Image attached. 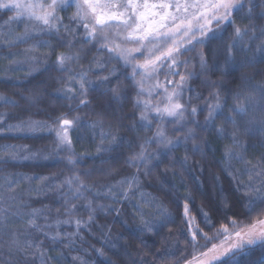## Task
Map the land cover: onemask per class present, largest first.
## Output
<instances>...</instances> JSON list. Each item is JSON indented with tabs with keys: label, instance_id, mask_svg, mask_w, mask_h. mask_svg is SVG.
<instances>
[{
	"label": "trees",
	"instance_id": "16d2710c",
	"mask_svg": "<svg viewBox=\"0 0 264 264\" xmlns=\"http://www.w3.org/2000/svg\"><path fill=\"white\" fill-rule=\"evenodd\" d=\"M254 3L251 22L241 19L248 12L246 6L239 16L234 14V25L222 24L220 28L225 30L217 31L209 44L197 45L195 50L179 57L187 61L178 69L187 82L178 102L187 111L182 121L171 123L153 119L156 115L153 109L148 113L151 121L148 128L140 126L143 108L137 107L135 101L164 107L162 90L165 87L169 92L173 90V85L166 81L179 82V76L161 73L156 79H145V94L138 97L136 82L141 76L137 75L135 81L127 79L132 75L131 68H124L123 62L115 56L110 58L108 52L98 51L100 43L88 39L82 24L69 19L73 16L67 9L58 10L57 15L63 25L71 26V32H65L61 26L58 34L42 33L39 25L31 22L27 26L36 39L26 42L18 39L24 35L26 24L9 22V18L16 15L15 11H0V96L16 102L13 106L0 101V147L26 146L40 152L36 161L0 164V210H6L9 217L0 225V260L44 264L39 256H25L28 252H42L46 264H105L106 261L111 264H189L231 235L264 219V207L249 213L246 200L239 199L245 196L244 188L236 191L250 181L254 187L264 183V175L257 174L259 169L252 173L246 171L258 162L260 168H264V133L241 132L239 138L247 149L241 152L233 146L229 135L218 137L210 124L205 125L209 106L217 103L213 99L216 94L221 104L226 102L227 111L234 103L232 96L236 92L247 93L252 85H264V54L255 51L264 37L250 44L253 51L248 52L247 58L234 50L235 63L224 64V44L231 42L235 27H252L257 36L259 29L264 28V18L259 15L264 10V0H254ZM221 35L223 40L219 39ZM37 40H48L53 47L33 49ZM58 40L65 46H59ZM69 42L71 48L66 46ZM60 53L79 56L68 64L71 73L56 67ZM201 53L207 62L206 69L200 65ZM31 57H39L41 63L30 65L27 61ZM95 61H100L103 67H98ZM217 63L221 71L214 70ZM30 67L37 70L30 73ZM113 69L119 78L113 76L111 87L118 89L119 99H114L105 87L89 90L86 97H80L78 79L69 94L75 98L64 94L71 76L86 72L89 80L99 82ZM80 99H87L88 105H81ZM192 108L197 109L195 116L190 115ZM58 116L69 120L79 117V123L68 129L75 155L68 151L55 152L53 132L45 130L32 135L7 130L8 125L27 120L52 125ZM215 125L229 134L233 131L223 116H217ZM157 128L173 140L191 129L195 139L171 151L155 142L145 144V140H153ZM102 133L123 139L111 145L110 151L97 152L98 145L109 147V139L102 140ZM141 145L146 153L159 155L146 163L133 160ZM196 145L199 151L193 150ZM229 149L241 152L245 160H228ZM69 158L77 163L69 165ZM133 176L139 178L138 190L119 183ZM68 180L73 183L67 184ZM81 184L87 187L82 188ZM123 192H129V198H125ZM132 192L135 194L131 195ZM141 193L154 203H143ZM186 196L190 199L185 200ZM136 205L149 214L145 219L155 223L153 231L138 230L142 225ZM161 208L166 209V215H160ZM34 210L39 213L34 218L41 226L39 231L29 227V220L33 219L29 214ZM3 218L4 212H0V219ZM77 220L81 221L79 227ZM222 226L227 227L230 236L224 234ZM13 240L20 242V251ZM29 243L33 244L31 249L27 247ZM99 252H103V256ZM237 264H264V247H250L248 254L237 257Z\"/></svg>",
	"mask_w": 264,
	"mask_h": 264
},
{
	"label": "snow or ice",
	"instance_id": "6c2138e0",
	"mask_svg": "<svg viewBox=\"0 0 264 264\" xmlns=\"http://www.w3.org/2000/svg\"><path fill=\"white\" fill-rule=\"evenodd\" d=\"M72 5L77 8V14L69 19L83 22L82 26L88 33L89 39L100 43L101 47L98 51L108 52L110 58L115 56L118 60L122 61L124 68H131L132 75L131 77H126L127 79L135 81L137 75L141 76V80L136 82L138 97L145 94L143 87L145 79H156L161 73L165 76L180 77L179 82L166 81L167 84L173 85V90L169 92L167 87L162 90L164 100L161 103H164V107H160L159 104H149L148 101H141L139 99L135 101L137 107L143 108L140 116V126L145 128L150 126L151 121L149 120L148 113L153 109L156 113L153 119L160 122L169 121L175 123L183 120L187 108L178 101L181 99L183 85L187 81L186 77L178 69L185 65L187 61H182L179 57L186 52L195 50L197 45L209 44L213 37L216 36L217 31L222 32L225 30L220 28L222 24L234 25V14L239 16L246 6H248V12L244 16H241V19H248L251 22L253 20L252 9L256 6L254 0H51L47 8L41 6V12L37 14L34 10V5L22 3L21 0H5V2H0V9L16 11V15L10 17L9 22L15 23L19 21L26 24L24 35L18 38L26 42L27 40L36 39L30 33L27 26L33 21L39 25V30L42 33L58 34L61 26H63L65 32H71L73 29L69 25H63L62 18L57 15V11L66 9ZM259 15L261 18H264V10ZM21 18L26 19L21 20ZM90 24L93 25L91 29L89 28ZM213 24L217 26L215 29L212 27ZM97 25L99 26L98 28L96 27ZM259 32L260 35L257 36L253 32L252 27L244 29L235 27L231 42L224 44V64L231 65L235 63L234 50L237 54L247 58L248 52L253 51L250 44L264 37V28L259 29ZM219 39L223 40V35ZM117 41L119 42L117 43ZM109 43L112 44V47H109ZM57 44L65 46L62 40H58ZM128 45H131V47ZM66 46L71 48V42ZM37 47L52 48L53 45L48 40H37V43L33 45V49ZM255 51L264 54V40H261V43L256 46ZM78 59L79 56L77 55L60 53L57 56L56 67L59 70L71 73L68 64ZM141 59L143 63H134V61ZM27 62L30 65H38L41 63V59L39 57H31ZM95 62L98 67H103L100 61ZM16 63L19 66V62ZM200 65L204 69L207 68V62L204 59L203 53L200 54ZM11 70L16 71L17 68H11ZM34 70L37 69L34 67L29 68L30 73ZM214 70L221 71L222 69L217 63L214 65ZM188 75L191 76L192 74L188 73ZM113 76H116L117 79L119 78L115 69L109 75L102 76L99 82H97L89 80L86 72H81L70 77L68 81L69 87L63 91L70 99H74L75 96L69 94L73 92L72 85L78 79L80 97H86L89 90L105 87L107 92L112 93L114 99H119L117 94L118 89L111 87ZM153 87L157 86L153 85ZM148 95H152L151 90H149ZM213 99L217 103L209 106L205 125L210 124L213 130L217 132L218 137L229 135L235 148L240 149L241 152L246 151L247 149L240 140L239 134L241 132L244 134L264 133V85H252L251 90L247 93L242 91L236 92L232 96L234 103L230 108H227V111L225 110L227 107L226 102L224 104L220 103L219 94H216ZM0 101L16 106L15 101L4 96H0ZM79 103L87 106L89 101L87 99H80ZM196 113L197 109L192 108L190 115L195 116ZM217 116H223L225 122L231 124L233 128L232 133H227L224 128H216L215 120ZM78 123L79 117L69 120L66 116H58L53 120L52 125L44 121L27 120L20 121L18 124H10L7 130L9 132H26L32 135L40 134L45 130L53 132L56 137L55 152L58 154L62 151H68L72 155H75L71 148L68 129L71 125ZM95 123L93 122V124ZM193 123H196V121H193ZM53 125L56 126L53 127ZM197 127H199L198 124ZM0 131H2V127H0ZM101 139H109V147L105 148L102 145H98L97 152L110 151L111 145L116 144L118 139L123 138L111 133H102ZM193 139H195V133L191 129L183 137H177L173 140L169 139L163 130L157 128L153 140H145L144 143L150 144L155 142L163 146L164 149L171 151L182 145H186L188 141ZM193 150L199 151V146L196 145ZM241 152H234L229 149L226 153V158L228 160L238 159L244 161L245 157ZM0 153L5 154L0 155V164L18 163L22 160L36 161L40 158L39 151L33 152L32 149L26 146L4 145L0 147ZM158 155L159 153H146L144 146L141 145L140 152L133 157V160L146 163ZM186 161L187 157H185V163ZM67 163L75 165L77 161L69 158ZM133 166L136 165L133 164ZM258 169L259 172L257 174L264 175V168H260L259 162L257 165L247 168L246 171L252 173L257 172ZM76 179L78 180L79 178L77 177ZM66 183L70 185L73 181L68 180ZM119 183L121 185L127 183L129 189H139V178L137 176H133L130 180L125 178ZM80 187L86 188L87 186L81 184ZM241 187L245 190V196L239 199L241 201L246 200L249 213L264 207V183H262L261 187H254L250 181L246 185H240L236 191L238 192ZM79 191L80 188H77L76 192ZM109 191L111 192L112 189L110 188ZM249 192L251 193L250 195L248 194ZM134 194V192L131 193V195ZM122 195L125 198H129L130 193L123 192ZM141 196L143 203H154V200L144 198L143 193H141ZM184 199L188 200L190 197L186 196ZM187 207L188 205L185 203L184 208L186 211ZM89 210H91L90 206ZM136 210L140 215L142 225L138 230L141 232L153 231L156 227L155 223L152 219H145V216L149 214L139 205H136ZM0 212H4V218L0 219V225H4L5 220L9 219V217L6 210H0ZM38 214L37 210L29 214L33 217V219L29 220V227L39 231L41 230V226L36 224L34 219ZM160 215H166V209L161 208ZM91 219L90 217L89 222ZM65 223H70V221H65ZM76 224L79 227L81 221L77 220ZM257 226H259L258 234H256ZM222 228L224 232H227V227L222 226ZM245 235H247V239H244V235L241 232H236V242L229 241L222 245V251L218 255H213L215 264H237V257L241 254H248L251 246L260 244L264 247V220H258L256 224L251 225ZM52 239L55 240L56 237H52ZM194 239L195 233H193ZM13 244L16 246L17 251L21 250L18 240H13ZM40 246L42 247V244ZM27 247L31 249L33 244L29 243ZM9 253L12 254L11 248L9 249ZM98 254L103 256V252H99ZM28 255L39 256L44 261V264H46V258L42 252L25 253V256ZM52 259H58V257H53ZM0 264H20V262L0 260ZM105 264H111V261H106Z\"/></svg>",
	"mask_w": 264,
	"mask_h": 264
},
{
	"label": "rangeland",
	"instance_id": "374dc122",
	"mask_svg": "<svg viewBox=\"0 0 264 264\" xmlns=\"http://www.w3.org/2000/svg\"><path fill=\"white\" fill-rule=\"evenodd\" d=\"M0 2H5V0H0ZM22 3H28L31 5H34V10L37 12V14H39L41 12V6H43L44 8H47V5L49 3H51V0H21ZM68 11L71 12V15L74 17L77 14V8L72 5L66 8ZM0 11H5L4 9H0ZM99 11V9H98ZM16 13V11H15ZM26 18H21V20H25ZM35 22V21H33ZM81 24H83V22H79ZM94 23V21H93ZM215 25V24H213ZM212 25V26H213ZM92 24L89 25V28H92ZM97 28L99 27L98 25L96 26ZM114 31V30H113ZM89 39V36H88ZM90 40V39H89ZM92 41V40H91ZM119 41H117L118 43ZM129 47H131V45H128ZM109 47H112V44L109 43ZM139 63H143V61H139ZM264 220V219H263ZM256 224V223H254ZM253 225V224H252ZM249 231V227L243 229L242 231H240L242 233V235H244V239H247V235H245L247 232ZM259 231V226H257V233L258 234ZM224 232V231H223ZM230 231L227 230V232H224L225 235H229L230 236ZM236 242L237 241V237L235 235H231L230 237H228L225 241H223L222 243L218 244L215 248H212L209 252L205 253L203 256H201L198 259L192 260L189 264H215V261L213 260V255H218L220 251H222V245H224L227 242ZM260 244L257 245H253L252 247L258 246Z\"/></svg>",
	"mask_w": 264,
	"mask_h": 264
}]
</instances>
